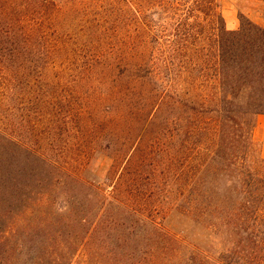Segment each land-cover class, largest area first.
Listing matches in <instances>:
<instances>
[{"label": "trees", "instance_id": "obj_1", "mask_svg": "<svg viewBox=\"0 0 264 264\" xmlns=\"http://www.w3.org/2000/svg\"><path fill=\"white\" fill-rule=\"evenodd\" d=\"M220 1L139 0L135 62L116 72L103 52L77 58L57 0H0V238L18 237L0 264H264V27L228 30ZM102 31L94 49L112 45ZM150 145L167 212L147 210Z\"/></svg>", "mask_w": 264, "mask_h": 264}, {"label": "rangeland", "instance_id": "obj_2", "mask_svg": "<svg viewBox=\"0 0 264 264\" xmlns=\"http://www.w3.org/2000/svg\"><path fill=\"white\" fill-rule=\"evenodd\" d=\"M59 6L64 7L69 10L66 18L61 22L62 27L65 26H77L78 34L81 37V42L79 43V55L77 58L81 60L82 58H86L87 56L93 54H106V60L104 64H98V68L102 69L103 66L108 68V64L113 62L116 66V72L118 69L128 70L132 68L134 65V56L137 50V40L135 37V22H134V11L139 4V0H57ZM221 13L224 16L226 27L229 28L234 27L237 30L240 27V16L248 18L260 26H264V1L260 0H221ZM149 12V11H148ZM150 14V13H149ZM72 17H75V23H70V20H73ZM203 26L205 28L206 36L205 41L209 44L207 37L210 36L214 23V15L208 19L203 21ZM102 26V29L105 32H101L107 38H113L111 42V47L107 49H102V46L95 45L94 47L91 45V28L94 26ZM100 29V28H99ZM118 30V32H116ZM115 30V31H114ZM74 36V35H73ZM75 37V36H74ZM98 39H102V36L99 35ZM77 40L76 37L74 41ZM98 41H96L97 43ZM77 43V42H76ZM199 43V42H198ZM87 62V60H85ZM84 59L82 61L85 62ZM167 119V118H166ZM166 119H161L158 121L156 125L152 127V131L148 136H146V142H153L154 138H156V134L165 126ZM125 124L119 123L120 128H113L111 125L110 130L108 131H116L119 132ZM10 128H8L9 130ZM162 132V131H161ZM158 133V134H159ZM26 141L30 142L27 138ZM260 146V142L256 141ZM147 143V144H148ZM104 147V144L102 145ZM109 154V153H104ZM194 153V148L191 146L189 150L185 151V157L191 156ZM161 156V152H158L157 148H152V145L148 148L146 153H140L137 158V165L140 170L146 173H150L151 177L149 178V182L146 184H151L152 182H156L153 173H157L156 179L158 180V184L156 183L153 190H155L156 197H152L149 203L147 202V210H151L154 212V209L158 211V208L163 212H167L174 203L171 200L170 195L168 193H164L161 190V185L164 180H162L163 175H160V172H164L166 169L165 160L158 158ZM96 169L106 168V170L112 166V160L105 158V156H100L98 160H96ZM189 167V165H188ZM185 168V167H184ZM109 170V169H108ZM143 178L141 179V182ZM167 183V182H166ZM149 188V187H148ZM107 189V187L105 188ZM149 208V209H148ZM13 220V216H8L6 219H0V231H4L10 226L11 221ZM183 226L179 227V230H182ZM185 228V227H184ZM190 229L189 227H186ZM23 228L21 229L22 232ZM190 240L195 243L202 244V240L195 235L194 230L190 231ZM18 240L14 238L13 235L8 237L7 239L0 238V258L1 252L10 250L13 247V243Z\"/></svg>", "mask_w": 264, "mask_h": 264}, {"label": "crops", "instance_id": "obj_3", "mask_svg": "<svg viewBox=\"0 0 264 264\" xmlns=\"http://www.w3.org/2000/svg\"><path fill=\"white\" fill-rule=\"evenodd\" d=\"M229 29L235 30L236 28L233 25L232 28H229ZM254 139L255 141L260 142L262 157L264 158V116L257 117V124H256V128L254 131Z\"/></svg>", "mask_w": 264, "mask_h": 264}]
</instances>
